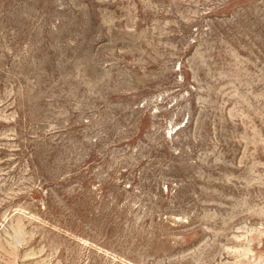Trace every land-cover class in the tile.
Wrapping results in <instances>:
<instances>
[{
    "label": "rangeland",
    "instance_id": "obj_1",
    "mask_svg": "<svg viewBox=\"0 0 264 264\" xmlns=\"http://www.w3.org/2000/svg\"><path fill=\"white\" fill-rule=\"evenodd\" d=\"M0 264H264V0H0Z\"/></svg>",
    "mask_w": 264,
    "mask_h": 264
}]
</instances>
